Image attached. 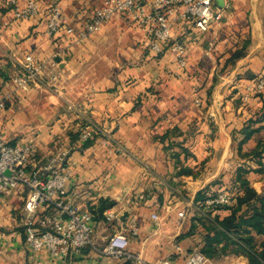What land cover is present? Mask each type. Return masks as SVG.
Segmentation results:
<instances>
[{
    "label": "crops",
    "instance_id": "obj_1",
    "mask_svg": "<svg viewBox=\"0 0 264 264\" xmlns=\"http://www.w3.org/2000/svg\"><path fill=\"white\" fill-rule=\"evenodd\" d=\"M3 1L0 96L10 98L0 112V131L11 144L34 142L35 160L68 148L74 176L67 199L92 213L97 247L102 237L123 232L131 257L115 259L93 247L60 261L32 252L19 221L23 200L9 191L0 198V264H185L202 253L206 219H212L197 200L200 191L243 167L251 169L250 185L264 194V153L251 154L264 139V103L257 96L241 99L244 86L264 75V0H223L224 18L201 35L193 25L174 29V37L188 42L183 71L173 51H149L148 30L127 14L117 13L84 42L64 31L47 34L54 6L67 25L79 27L102 0H36L40 12L30 19H17ZM245 40L244 56L231 60ZM26 54L46 67L38 83L23 91L12 77L23 71ZM219 65L225 67L221 76ZM250 123L258 130L246 139ZM90 128L93 141L84 146L78 134ZM101 201L114 204L100 217ZM236 201L233 194L230 207ZM109 210L116 213L112 220L106 218ZM182 210L187 216L180 225ZM230 212L221 208L213 215ZM257 239L264 241V235ZM207 262L249 259L229 252Z\"/></svg>",
    "mask_w": 264,
    "mask_h": 264
},
{
    "label": "built area",
    "instance_id": "obj_2",
    "mask_svg": "<svg viewBox=\"0 0 264 264\" xmlns=\"http://www.w3.org/2000/svg\"><path fill=\"white\" fill-rule=\"evenodd\" d=\"M3 5L9 7L17 19H30L40 12V5L36 0H28L24 5L20 4V0H4ZM226 8L228 4L220 7L216 0H102L93 15L79 27H75L67 25L62 9L54 6L49 14L46 32L54 37L64 31L74 36L77 42H84L100 32L117 13L127 14L148 30L149 51L156 55L167 49L173 51L178 68L183 71L189 63L188 42L174 37V29L183 24L193 25L197 28V35H201L211 25L222 21ZM22 64L23 71L12 77V83L15 89L28 91L33 84L38 83L46 64L36 60L32 54H26ZM1 72L0 64V74ZM262 92L264 75L244 86L241 99L247 103ZM9 98V94L0 96V112L6 108ZM69 109L76 110L73 105ZM91 136L92 129H86L80 134V139L85 141ZM35 150L34 142L11 144L0 131V198L9 191L19 192L23 200L19 209V221L31 251L45 252L60 261L70 255L81 254L86 247H93L115 259L130 258V240L125 233L116 232L102 237L103 245L97 247V230L92 213L67 199L74 176L69 149L63 146L45 161L35 160ZM232 200V193L221 190L209 197L205 206H227L232 204ZM186 216L187 211L179 212L180 225L184 224ZM115 217L113 210L106 214L108 220ZM153 218L160 220L157 214ZM4 234L0 230V235ZM205 262L207 258L204 255L194 253L185 264ZM161 264L171 262L166 260Z\"/></svg>",
    "mask_w": 264,
    "mask_h": 264
},
{
    "label": "trees",
    "instance_id": "obj_3",
    "mask_svg": "<svg viewBox=\"0 0 264 264\" xmlns=\"http://www.w3.org/2000/svg\"><path fill=\"white\" fill-rule=\"evenodd\" d=\"M244 42L242 48L236 50L232 54L231 60H237L244 56V50L249 40H245ZM256 96L261 98L264 103V92ZM87 126L88 123L85 122L84 128ZM257 130L258 129L253 128L252 123H250L244 130L246 139ZM168 134L169 133H166L163 137L168 136ZM78 139L80 140V134H78ZM92 139L86 140L84 146L89 145L93 141ZM263 153L264 139L258 143L257 148L251 154L255 157H262ZM250 170L251 169L239 167L232 173L228 183H221L220 185L222 186L217 189L209 185L206 189L198 193L197 200L204 206L209 197L221 190L236 194L237 200L236 204L231 207L230 205H217L207 209V214L212 217V219L209 221L206 219L208 222L206 223V243L201 251V254L206 256V258L212 259L231 252L246 256L249 259V264H264V241H259L257 239L258 236L264 235V194H258L250 185L249 180L246 178V174L249 173ZM184 172H187V170H184ZM101 202L99 207L100 217L105 210L113 207L114 204L106 201ZM221 208L231 210L230 214L223 218L219 215H213V212Z\"/></svg>",
    "mask_w": 264,
    "mask_h": 264
},
{
    "label": "rangeland",
    "instance_id": "obj_4",
    "mask_svg": "<svg viewBox=\"0 0 264 264\" xmlns=\"http://www.w3.org/2000/svg\"><path fill=\"white\" fill-rule=\"evenodd\" d=\"M100 1V0H99ZM216 4H217V6H222L223 5V0H216ZM86 20V19H85ZM176 37V36H175ZM176 38H178V37H176ZM115 43H114V41L111 43V47L113 48V47H115ZM221 66L219 65V67L217 68V71H218V74H220V76L222 75V74H224L225 73V67L224 68H222L221 70ZM69 109V108H68ZM70 110V109H69ZM61 148H59L58 150H56V152L54 153V154H56L59 150H60ZM230 180L228 179V180H225V179H218L217 181H216V183H214V184H212V187H214V188H219V187H221L222 185H220L221 183H224V182H229ZM19 215V214H18ZM206 264H211L210 262H205ZM204 263V264H205Z\"/></svg>",
    "mask_w": 264,
    "mask_h": 264
},
{
    "label": "water",
    "instance_id": "obj_5",
    "mask_svg": "<svg viewBox=\"0 0 264 264\" xmlns=\"http://www.w3.org/2000/svg\"><path fill=\"white\" fill-rule=\"evenodd\" d=\"M7 173H9V172H7Z\"/></svg>",
    "mask_w": 264,
    "mask_h": 264
}]
</instances>
